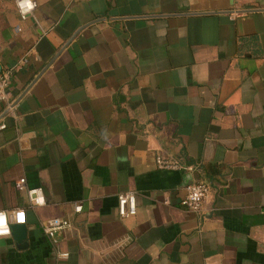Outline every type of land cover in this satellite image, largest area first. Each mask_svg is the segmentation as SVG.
<instances>
[{
    "label": "crops",
    "instance_id": "1",
    "mask_svg": "<svg viewBox=\"0 0 264 264\" xmlns=\"http://www.w3.org/2000/svg\"><path fill=\"white\" fill-rule=\"evenodd\" d=\"M0 66V264H264V0H0Z\"/></svg>",
    "mask_w": 264,
    "mask_h": 264
},
{
    "label": "built area",
    "instance_id": "2",
    "mask_svg": "<svg viewBox=\"0 0 264 264\" xmlns=\"http://www.w3.org/2000/svg\"><path fill=\"white\" fill-rule=\"evenodd\" d=\"M17 15L21 22L27 21L37 9V0H13ZM17 31L20 28L17 27ZM12 69L2 70L0 72V103L4 102L7 98V89L10 85L12 78ZM5 128L4 124H0V130ZM156 167L159 170L165 171H178L183 169V166L176 160L157 156L155 158ZM14 188L18 192H25L28 201L31 205L37 206L44 203L43 193L41 189H27L23 180L17 181ZM210 187L205 182H193L185 186V195L180 201L181 207L193 212L200 213L201 207L208 196ZM82 210L81 205L74 207V212L79 213ZM117 211L121 218L134 216L136 214V199L134 193L120 194L117 197ZM21 211H15L19 214ZM10 215L6 212H0V237L10 235L9 225ZM72 227V224L67 219L53 218L47 219L40 224L43 234L49 239L65 230ZM59 257H66V254H59Z\"/></svg>",
    "mask_w": 264,
    "mask_h": 264
},
{
    "label": "water",
    "instance_id": "3",
    "mask_svg": "<svg viewBox=\"0 0 264 264\" xmlns=\"http://www.w3.org/2000/svg\"><path fill=\"white\" fill-rule=\"evenodd\" d=\"M251 12V11H247ZM2 71V68L0 66V72ZM10 232L11 235L14 237V239L17 241V243H22L26 237V229L23 225H12L10 226Z\"/></svg>",
    "mask_w": 264,
    "mask_h": 264
}]
</instances>
